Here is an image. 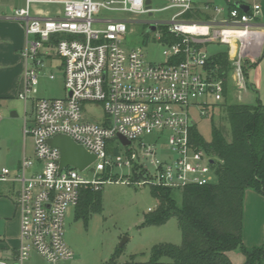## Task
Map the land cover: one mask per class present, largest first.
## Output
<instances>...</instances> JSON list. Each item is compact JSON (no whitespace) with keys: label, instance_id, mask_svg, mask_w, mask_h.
Returning <instances> with one entry per match:
<instances>
[{"label":"built area","instance_id":"obj_1","mask_svg":"<svg viewBox=\"0 0 264 264\" xmlns=\"http://www.w3.org/2000/svg\"><path fill=\"white\" fill-rule=\"evenodd\" d=\"M167 1V8L178 9L172 20L145 22L148 29L156 25L152 33L164 45L161 63L148 62L140 47L124 44L130 20L96 17L101 8L137 15L165 9L148 7L146 0H25L24 7L6 17L21 22L27 35L34 37L23 53L29 65L18 96L25 102L33 99L35 115L24 128L33 139L34 155L25 156L15 173L6 167L0 171V181L18 185L20 216L14 262L0 260V264H24L33 251L48 264L73 259L74 252L64 239L65 217L79 204L83 189L100 190L114 182L117 168L128 167L132 175L127 179L119 175L116 182L140 186L182 189L217 180V157L198 148L191 136L195 115H207L225 99V79L213 76L206 67L211 57L206 45L229 46L234 87L246 89L243 63L250 42L264 32L254 23L261 6L253 5L252 13L232 9L223 19H208L205 14L209 15L211 5L205 0ZM41 4L61 7L33 12ZM196 9L206 18H181ZM215 11L222 13L220 8ZM160 25L167 26L177 40L164 41ZM53 36L61 38L52 44ZM47 45L63 59L66 97L38 95ZM46 74L55 78L51 71ZM89 107H101L103 117L84 120ZM58 134L70 136L96 155L90 166L95 165L97 178L84 175L90 166L60 170V150L48 143ZM119 135L130 143L125 144ZM134 173L140 177L133 178Z\"/></svg>","mask_w":264,"mask_h":264},{"label":"trees","instance_id":"obj_2","mask_svg":"<svg viewBox=\"0 0 264 264\" xmlns=\"http://www.w3.org/2000/svg\"><path fill=\"white\" fill-rule=\"evenodd\" d=\"M236 1L244 2L227 0L228 10L239 9L243 12ZM201 15L204 12L200 9L185 14L194 19L201 18ZM159 30L164 41L177 40L175 35L169 33L167 26L160 25ZM150 33L148 30L143 34L145 41L149 39ZM60 38L53 36L52 44ZM216 44L224 45L225 48L212 53L206 67L213 76L225 79L226 100L222 109L226 112L230 129L227 131L212 121V137L209 141L196 125L191 127V136L198 148L217 157V180L182 189L152 186L151 192L158 200V207L145 216L144 225L163 224L171 217H177L183 241L180 245L159 244L153 248L148 261L129 264H234L228 255L234 250L244 255L243 264H264V243L248 247L243 237L246 192L252 189L264 195V103L260 100L256 104L230 101L233 66L229 60V46ZM260 60L253 62L246 58L243 63L247 88L255 91L249 73ZM139 177L134 173L133 178ZM177 191L181 192L180 202L175 196ZM101 209L102 190L83 189L76 206L77 218L87 221L90 212ZM114 256L116 258L118 252L112 256V263L115 262Z\"/></svg>","mask_w":264,"mask_h":264},{"label":"rangeland","instance_id":"obj_3","mask_svg":"<svg viewBox=\"0 0 264 264\" xmlns=\"http://www.w3.org/2000/svg\"><path fill=\"white\" fill-rule=\"evenodd\" d=\"M9 5L15 4L16 0H6ZM21 1V0H18ZM245 3L253 6L260 4L264 8V0H243ZM211 5L209 15L216 19L226 17L228 10L227 0H205ZM155 8H165L155 11L152 14H132L122 11H110L101 8L96 14L97 18H109L114 20H130L128 25V37L124 40V44L130 48L140 47L145 55V59L151 63L164 62L163 54L164 45L156 34L150 33L149 39L144 40V33L148 27L146 21L168 22L172 20L173 15L178 11L175 8H167L169 2L167 0H152ZM43 10H56L61 7L56 4H41ZM215 8H220L222 13L219 14ZM262 13V12H261ZM259 17H261V14ZM181 18H188L182 16ZM208 53L212 54L221 51L224 45L212 43L207 46ZM50 52V55H43L44 67L38 84L40 97L46 98H62L66 97L67 90L65 88V73L63 68V59L56 55L54 48L44 49ZM264 32L259 38L252 40L248 47L246 58L259 63L250 70L249 79L256 87L239 90L233 88L235 86L233 79L230 101H239L249 104H256L258 100L264 103ZM51 71L55 74V78L51 79L46 74ZM226 99L221 101L213 110L205 116L195 115L196 127L199 132L210 140L212 137V121L220 127H224L227 131L230 129L226 112L222 109ZM33 99L28 102V108L32 109ZM104 112L101 107H89V111L84 112V120L98 119L103 117ZM125 149V148H124ZM167 155H160L166 158ZM95 165L85 170L84 175L90 179L97 178L94 176ZM124 176L127 179L131 174L128 167L117 168L113 173V181L102 186V209L92 211L86 221L84 218H77L76 208L69 209L64 224V239L68 246L74 252V258L71 260H62L59 264H129L133 262H145L151 257L152 250L155 246L163 243H171L180 245L183 241L180 222L177 217H171L166 223L144 225L145 216L156 210L158 200L152 195L151 186L128 184L125 181L116 182L118 176ZM103 179L107 178L104 175ZM178 201H181V192L175 193ZM154 212V211H153ZM250 212V209H249ZM250 214V213H249ZM17 215L19 213L17 210ZM249 218V216L247 217ZM20 233V227L18 235ZM244 235H245V216H244ZM244 242H245V236ZM19 237V236H18ZM126 242L122 245L123 240ZM20 242V241H19ZM258 244L245 245L248 247L261 245ZM118 252V256L112 263V256ZM241 256H244L241 253ZM11 257V256H10ZM113 260V259H112ZM24 264H48L38 253L33 251L28 260Z\"/></svg>","mask_w":264,"mask_h":264},{"label":"crops","instance_id":"obj_4","mask_svg":"<svg viewBox=\"0 0 264 264\" xmlns=\"http://www.w3.org/2000/svg\"><path fill=\"white\" fill-rule=\"evenodd\" d=\"M24 6L25 0H16L13 5H9L6 0H0V110L3 112L0 120V171L6 167L13 173L19 169L25 156L34 155L33 139L24 132L25 122L28 121L29 124L34 119V101L30 111L29 101L25 102L18 96L29 65L23 53L29 40L34 37L27 35L21 22L6 18ZM39 11L46 10L40 5L35 6L33 12ZM260 13L261 17L254 23L264 29L263 7ZM45 48L50 49L52 46L47 45ZM43 54L51 53L43 50ZM17 192L18 185L0 181V260L10 263L14 262L20 243ZM244 236L248 245L264 243V195L252 189L247 190L245 196ZM228 255L234 264H243L245 261V257L238 250L231 251Z\"/></svg>","mask_w":264,"mask_h":264},{"label":"water","instance_id":"obj_5","mask_svg":"<svg viewBox=\"0 0 264 264\" xmlns=\"http://www.w3.org/2000/svg\"><path fill=\"white\" fill-rule=\"evenodd\" d=\"M152 0H146L148 7H151ZM236 5L243 10V12H249L251 6L247 3L236 1ZM152 14V13H150ZM202 19H205V15H201ZM156 30V25L152 24L149 27V31ZM193 125V123H192ZM119 138L125 143L129 144L130 141L119 135ZM48 143L60 150V170L67 166H73L76 169L84 170L90 166L96 159V155L90 153L84 146L75 142L70 136L64 134H58L48 139ZM126 242V238L123 240L122 245Z\"/></svg>","mask_w":264,"mask_h":264}]
</instances>
